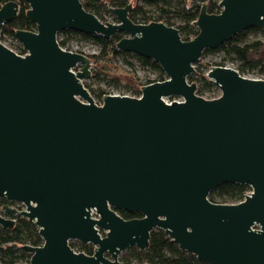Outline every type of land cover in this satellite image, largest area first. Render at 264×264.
Instances as JSON below:
<instances>
[{"label": "water", "instance_id": "95a60500", "mask_svg": "<svg viewBox=\"0 0 264 264\" xmlns=\"http://www.w3.org/2000/svg\"><path fill=\"white\" fill-rule=\"evenodd\" d=\"M25 1L36 27L15 36L26 53L0 41V198L24 208L3 204L0 227L17 215L37 226L42 244L22 246L29 264H122L119 253L145 249L156 228L209 264H264V79L212 65L213 98L187 80L206 48L264 28V0H219L217 13L191 0L200 9L189 40L163 21L133 22L130 2L109 6L117 20L109 22L81 0ZM18 11L16 1L2 3L0 24ZM66 28L124 33L116 47L156 61L165 79L95 103L83 83L89 56L58 43ZM224 182L251 190L235 203L210 201ZM70 240L93 252L73 250Z\"/></svg>", "mask_w": 264, "mask_h": 264}, {"label": "trees", "instance_id": "16d2710c", "mask_svg": "<svg viewBox=\"0 0 264 264\" xmlns=\"http://www.w3.org/2000/svg\"><path fill=\"white\" fill-rule=\"evenodd\" d=\"M9 0H0V5ZM19 5V11L14 19L0 24V37L4 35L10 36L13 40H17L15 36L16 29L34 30L35 24L29 21L25 15L28 9V3L25 0H14ZM129 11V18L133 22L147 23L152 20L163 21L168 25L178 28L180 36L184 40H189L197 34V28L191 24L199 13L200 5H192L191 0H136ZM207 4V11L217 13L220 11L218 0H199ZM82 5L89 11L93 12L99 19L104 21L103 11L109 13V6L123 7L128 0H81ZM112 15V14H111ZM115 19V17L112 15ZM173 18H177L180 23L174 25ZM258 32L264 33L261 26H252L235 34L229 40L224 41L215 49L206 48L203 53L223 51L224 59H231L237 62L236 69L240 74L248 70L264 72V58L260 57L264 51V41L257 35ZM250 34H253L251 36ZM124 35L118 32L109 38H104L100 34H86L73 29H63L57 33V40L60 46L68 49V42L74 37L79 36L82 39L92 40L97 46L98 51L94 53H85L89 56L90 61L96 64L100 59L108 55L120 57L122 61L129 66L139 63L143 67H148L156 74L154 79L147 80L143 83L147 84L153 81L164 80L165 75L159 64L147 57L138 55L134 52L122 51L116 47V42ZM16 49L24 52L20 42L16 41ZM82 52V51H80ZM197 64V61L194 62ZM223 65L222 62L217 63ZM208 66H206L207 68ZM95 79H104L100 74L91 70L90 76L84 85L90 93L98 100L106 92L99 88L91 87L92 81ZM189 82L196 84V93L202 94L205 90H209L213 84L206 77L203 70L195 75L191 73L187 76ZM109 82V80H106ZM117 83V80H112ZM135 93L139 94L140 90ZM246 184L234 182L221 183L212 189L208 194V199L212 202L219 203H235L243 199L244 193L249 190ZM3 203H7L5 198H0V207ZM119 214L123 218L139 217L138 212H126L119 210ZM15 244V246L13 245ZM24 244L41 245L42 239L38 234L37 226L27 218L20 215L16 216L14 224L10 228L0 227V245L3 250L0 251V261L2 264H19L29 262L31 253L25 250ZM74 249L83 251L86 254L93 252L90 244H82L78 241L69 243ZM123 264H209L199 260L194 254L181 250L179 246L171 241L170 237L159 228L153 229L150 233L148 246L141 250L136 246L128 247L120 256Z\"/></svg>", "mask_w": 264, "mask_h": 264}, {"label": "rangeland", "instance_id": "374dc122", "mask_svg": "<svg viewBox=\"0 0 264 264\" xmlns=\"http://www.w3.org/2000/svg\"><path fill=\"white\" fill-rule=\"evenodd\" d=\"M128 2L134 5L137 1L128 0ZM103 18L104 21H109V22L117 21L116 18L114 19L112 17L110 12L108 13L106 11H103ZM172 22L174 23V25L180 23L177 18H173ZM250 35L253 36V34ZM257 35L264 41V33L258 32ZM1 40L3 41V43H5L6 46L17 50L16 41L13 40L10 36L4 35L2 36ZM68 50L79 51V52L82 51V53H94L98 51L96 44L92 42V40L82 39L79 36H74L68 42ZM260 57L264 58V51L261 52ZM219 62L223 63L222 66H227L234 69H236L237 66L236 61L231 59H224V53L223 51L220 50L215 52L202 53L201 57L197 60V64H194L193 73H195V75H198V73L203 70L204 74L206 75V72L210 68V66L219 65L217 64ZM206 66L208 67L206 68ZM90 70L99 73L100 77L104 78L101 80L95 79L94 81H92L91 87L99 88L106 93H112V92L120 93V94L124 93L125 95H130V96H138L140 93L137 94L135 93V91L140 90L144 82L150 79H154L156 77L155 72L150 68L143 67L139 63H134L132 66L126 65L120 57H116L112 55H108L105 58L100 59L96 64H93V62H91ZM241 75L249 78L258 77L257 79H264V72L261 73L260 71H255V70L245 71ZM87 79L88 78L83 80V82L84 81L89 82L87 81ZM114 79L117 80V83L112 81ZM106 80H109V82H107ZM219 94H220L219 88L213 85L209 90H205L204 92H202V94L199 95H201L204 98H213L218 96ZM92 98L94 102L97 104H99V102L101 101V99L98 100L93 95ZM171 99H180V98L179 97L169 98L168 102H170ZM72 241L74 240H70L69 243ZM73 250L78 251L77 248L75 247ZM122 252L119 253L118 255L119 261ZM19 264H29V263L23 262Z\"/></svg>", "mask_w": 264, "mask_h": 264}, {"label": "built area", "instance_id": "2783aa9c", "mask_svg": "<svg viewBox=\"0 0 264 264\" xmlns=\"http://www.w3.org/2000/svg\"><path fill=\"white\" fill-rule=\"evenodd\" d=\"M17 39V38H16ZM0 41L3 43V41L1 40V37H0ZM15 41H18V40H15ZM19 42V41H18ZM4 45H5V43H3ZM10 48V47H9ZM65 48V47H64ZM12 49V48H11ZM13 51H15L16 53H18V54H20V55H24L25 53H26V51L24 50V52H19V51H17V50H15V49H12ZM255 78H258V77H255ZM104 94H119V95H124V93H122V94H120V93H114V92H112V93H104ZM103 94V95H104ZM101 99H102V97H101ZM169 98H167L166 99V101L168 102L169 100H168ZM101 103V101L99 102V104ZM250 192V190H248L246 193H249ZM7 204H9L10 206H13V207H16L17 209H22V208H24V205L22 204V203H19V202H7ZM90 214L93 216V217H97V215H96V213L94 212V210H91L90 211ZM14 218V220H15V217H13ZM98 231H99V233H100V235H103V231L102 230H100V229H98ZM91 245V244H90ZM92 246V245H91ZM93 248H94V246H93ZM29 263V262H28Z\"/></svg>", "mask_w": 264, "mask_h": 264}, {"label": "flooded vegetation", "instance_id": "af4514ba", "mask_svg": "<svg viewBox=\"0 0 264 264\" xmlns=\"http://www.w3.org/2000/svg\"><path fill=\"white\" fill-rule=\"evenodd\" d=\"M249 188H250V187H249ZM249 190H250V189H249ZM247 191H248V190H247ZM247 191H246V192H247ZM246 192L244 193V195L247 194ZM243 197H244V196H243ZM3 204H5V203H3ZM3 204H2V205H3ZM2 205H1V206H2ZM122 264H123V263H122Z\"/></svg>", "mask_w": 264, "mask_h": 264}]
</instances>
